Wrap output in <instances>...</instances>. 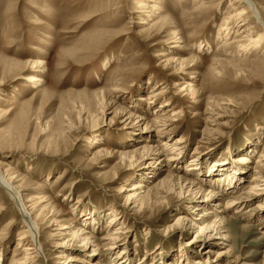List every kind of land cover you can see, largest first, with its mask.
<instances>
[{
  "label": "rangeland",
  "instance_id": "374dc122",
  "mask_svg": "<svg viewBox=\"0 0 264 264\" xmlns=\"http://www.w3.org/2000/svg\"><path fill=\"white\" fill-rule=\"evenodd\" d=\"M235 2L0 0V169L19 191L0 183V264H20L32 244L19 240L20 199L57 220L41 222L47 264L64 261L63 240L73 264H264V200H246L263 172L264 42L241 48L250 13L221 34L246 8ZM177 138V151L161 145ZM159 147L173 161L156 164ZM231 157L249 162L235 187L209 176ZM139 183L140 209L126 200ZM203 215L229 221L226 245L176 223Z\"/></svg>",
  "mask_w": 264,
  "mask_h": 264
},
{
  "label": "bare ground",
  "instance_id": "6f19581e",
  "mask_svg": "<svg viewBox=\"0 0 264 264\" xmlns=\"http://www.w3.org/2000/svg\"><path fill=\"white\" fill-rule=\"evenodd\" d=\"M139 2H141V1H139ZM240 2L241 3H244V5L246 6V8L244 7L245 8L244 10H237V11L233 10L235 12H233L228 18H226V20H224V24L222 25V27L220 26L221 28H220L219 31H221V34L223 32V35H225L228 32V30H229V28H230V26L232 24L233 25L236 24L239 20H241L242 18L246 17V15L250 13L251 17H249L248 20H245L244 22H242L238 26L240 29L237 31L238 33H237L236 37H240V36H242V34L243 35L244 34L249 35V36L244 35L246 37H244L245 40H244V43L241 45L242 46L241 48H242V50L245 53L252 54L251 51H253V53H255L254 52L255 48H258V46H262V44H260V42H262V43L264 42V19L261 17L259 10L255 7V5H254V3H253L252 0H236L235 3H240ZM144 5L145 4H143V3L141 4L140 3V4H138L137 8L138 7L139 8L141 7V10H144ZM142 6H143V8H142ZM251 20H254L255 26L262 31L261 32L262 34L256 35V36H252L250 34V31L248 30L249 28H247V27L251 23ZM142 23H145V22H142ZM176 35H177V31L174 32V36L175 37L173 38V42H175V43H177L176 41L178 39ZM30 81H31V84H32V88H36V85L35 84H36V82H39L38 77L32 76L30 78ZM185 90L188 91L190 89H187V87H183L181 89V91H185ZM228 105H230V103ZM176 113H178V111H176L173 114H176ZM214 114H216V111H214V112L212 111V113H211V116H213V118H214ZM139 117L141 118V116H139ZM182 143H183V141L180 138L179 139L177 138V140L173 144H169L168 141L167 142L166 141H162L161 142V145L162 146H167V149H168V147H170L171 148V151H173V150H176L177 151V149H175L178 146L177 144H182ZM167 149H165V151L162 153L161 152L162 149H160V147L159 148H156L155 151H157V153L155 152L153 155H157V156L161 155L162 156V157H160V159H158L157 161H155L156 164H162V163H165V162H168V161L169 162L170 161H173L172 160L173 158L171 159V157H170V160H168L169 157H168V159H165V158L163 159V156L165 155L164 153H167V151H166ZM166 156H169V155H166ZM237 160H238V162L231 157V162L230 163L227 162V163H225L223 165L216 164L213 167V172L210 173L209 176L212 177V178L215 177V179L217 178V180H219V179H225V180L228 181V184L230 185V187H235V181H239V179L242 178V174L244 173L243 169L239 165H241V164L242 165H245V163L248 162V159L247 158H244V157H241L240 159H237ZM257 162H258L259 168L263 172L260 175V178H258V182H257L256 176H259V175L258 174L257 175H254L253 176V178H254L253 179V183L255 182V184L254 185L252 184L251 186H249V191H248V194L246 196L247 197L246 200L252 201V202H254V201L259 202L262 199L264 200V176H263V174H264V152L260 155L259 160ZM234 166H235V168H234ZM257 172H259V171H257ZM10 178H12V177H10ZM10 178H8L4 174V172H2V170L0 169V183H2V185L4 186V188L6 190H8L11 194H13V193L18 194L19 191H18V189H16L14 187V185H13L14 183L11 182L12 179H10ZM141 188H143V185L140 184V183L137 184V185H132V188H130V192L127 195V199H126L129 203L132 204V206L134 205L135 207H139V209H140V207L142 208L143 205H144V203H145V202H141L143 200V198H144V196L142 197V193L144 194V192H142L140 190ZM194 190H196V189H194ZM198 190H196V191H194L192 193L193 194L192 195V198L193 197H197L196 195H199V193H200V191L202 189L200 191H198ZM190 191L192 192L191 189L188 192H190ZM201 193H202V191H201ZM210 193H214V192H210ZM187 195H188V193H187ZM28 202L29 201H26L25 202V200H23V199L21 200L20 199L19 203L17 204L18 209L20 210V213L22 215V221H23V225H24V228H25L23 231H21L19 240H20V242H23V241H26V240L30 239L29 241L32 242V244H30V246L27 249L24 248V249H26V251H25L26 252V255H25V257L21 261H19V263L20 264H27L26 261L31 260V264H47V259H46L45 255H44V243H42V239H41V236H40V234H41L40 230H41V226H42L41 225V222L42 221L44 222L45 220L46 221H49L47 219L50 216H48L47 218H46V216L44 217V209L46 208L45 206L40 211L39 214L35 215V214L31 213V211L29 210V206L30 205L28 206ZM239 202L240 201L235 200V199L234 200H230L226 204L225 209L226 210L227 209L229 210L231 208H234L237 205V203H239ZM199 205L201 206V204H199ZM259 206L260 207H263L262 204H260ZM205 215H207V214H205ZM200 217H201V219L199 221L200 223L198 222L199 225L197 223L194 224V221H192L191 219L190 220H187V219L181 218V217L179 219H177L176 223L182 225L186 221H188V223L190 224V226H192V227L195 226V228H196V226L200 227L199 228V231H200L199 233L200 234L198 233V235L204 236L205 239H208L207 242H209L210 239H215V240H213V242L216 241V240H219V241L221 240L222 241L221 245H226V243L230 241L229 234L227 233V231L225 232L223 230L225 228V226L229 224V221H222L224 219H222V220H215L212 224L204 225L205 224L204 223V219H205L204 217L205 216L203 215V216H200ZM50 219H51V217H50ZM56 221L57 220L54 219V218L51 219V223L52 224H56ZM111 222H113V221H110V223ZM202 224H203V226H201ZM67 229L68 228L65 225H63L60 228V230H62V231H65ZM59 235L62 237L63 235H65V233L64 232H61V233H59ZM83 240H84V242H83L82 245H84L85 250H87V249L90 250V248L93 247L91 251L94 254H92V256H90V257H93V259H94V256L95 255H98L99 247L97 245H95V244H92L91 239L88 238V237L87 238H84ZM197 240L199 241L198 238H195L194 242L195 241L198 242ZM67 244H68V242L66 240H63L61 242L59 241V243H56L55 246H54L55 249H58L57 251H59L61 253L60 254L61 255L60 256L61 259L62 258L64 259V261L58 262L59 264H73V262L77 261V259L75 257L69 256L68 253H69V251L71 249L65 247V246H67ZM88 245H90L92 247H90ZM227 255H229V254L223 253V254H219L218 256L219 257H226ZM95 261L96 262L99 261V258H95ZM97 264H99V263H97Z\"/></svg>",
  "mask_w": 264,
  "mask_h": 264
}]
</instances>
